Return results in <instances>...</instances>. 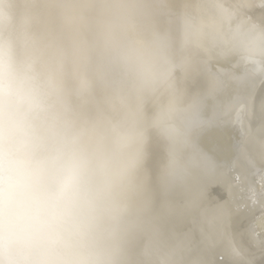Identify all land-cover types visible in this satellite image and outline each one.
Returning a JSON list of instances; mask_svg holds the SVG:
<instances>
[{"label":"clouds","instance_id":"obj_1","mask_svg":"<svg viewBox=\"0 0 264 264\" xmlns=\"http://www.w3.org/2000/svg\"><path fill=\"white\" fill-rule=\"evenodd\" d=\"M168 3L0 0V264H177L182 237L165 246L162 225L207 178L186 81L222 24L184 0L177 38L160 24ZM153 136L167 154L159 207Z\"/></svg>","mask_w":264,"mask_h":264},{"label":"bare ground","instance_id":"obj_2","mask_svg":"<svg viewBox=\"0 0 264 264\" xmlns=\"http://www.w3.org/2000/svg\"><path fill=\"white\" fill-rule=\"evenodd\" d=\"M183 7L169 0L160 17L177 38ZM204 7L221 20V34L195 55L186 87L202 100L190 151L207 178L197 204L163 223L161 239L173 246L182 237L177 264H264V153L253 145L264 139V0H205ZM166 162V143L153 136L147 168L157 207Z\"/></svg>","mask_w":264,"mask_h":264}]
</instances>
